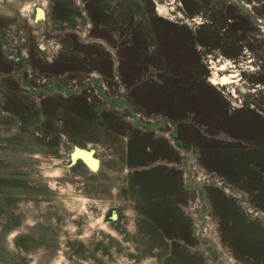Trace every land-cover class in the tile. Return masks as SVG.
Here are the masks:
<instances>
[{
	"label": "rangeland",
	"instance_id": "obj_1",
	"mask_svg": "<svg viewBox=\"0 0 264 264\" xmlns=\"http://www.w3.org/2000/svg\"><path fill=\"white\" fill-rule=\"evenodd\" d=\"M0 264H264V0H0Z\"/></svg>",
	"mask_w": 264,
	"mask_h": 264
},
{
	"label": "water",
	"instance_id": "obj_2",
	"mask_svg": "<svg viewBox=\"0 0 264 264\" xmlns=\"http://www.w3.org/2000/svg\"><path fill=\"white\" fill-rule=\"evenodd\" d=\"M44 17V10L41 7L36 9V20ZM241 90L244 92L243 88ZM69 166L76 163L77 160H81L86 167L93 172H96L100 167V159L95 155L94 148H85L74 145L71 152L69 153ZM117 214L115 210H112V219H116Z\"/></svg>",
	"mask_w": 264,
	"mask_h": 264
}]
</instances>
